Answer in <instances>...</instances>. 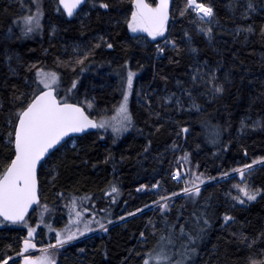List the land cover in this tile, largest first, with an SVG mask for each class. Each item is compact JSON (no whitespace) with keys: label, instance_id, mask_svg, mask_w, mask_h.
Masks as SVG:
<instances>
[{"label":"trees","instance_id":"16d2710c","mask_svg":"<svg viewBox=\"0 0 264 264\" xmlns=\"http://www.w3.org/2000/svg\"><path fill=\"white\" fill-rule=\"evenodd\" d=\"M32 1L25 0V3L31 5ZM182 2L183 0H174V19L169 23L171 35L177 38L178 43L183 45V31L187 28L193 34L194 43L201 49L200 59L208 57L210 61H214L216 49H219L227 65L235 59L232 52L239 50L240 60L245 61L242 67L252 68V72L242 81L239 79V76L243 75L241 68L232 69L237 78L219 101L199 98L206 104L203 112L214 124L219 123L222 127L215 143L205 135L206 129L200 123L201 110L184 108L177 111L171 106V102L158 106L157 97L168 91L179 92L181 86L176 83L177 80L186 83L189 81L188 74L191 69L188 65L193 55L187 48L177 52L161 44L164 52L157 57L156 44L141 43L140 39L136 38L137 35L127 28L123 14L116 11L127 9L130 0H112L111 12L93 10L87 3L83 11H88L89 16L85 17L81 12L71 21L64 13L54 11L55 0H43L44 27L40 34L33 36H21L22 22L18 23L15 19L17 15L23 13L18 0H0V98L4 100V107L0 109V137H3L7 130L4 117L9 109L11 86L16 84L20 90L27 91L29 85L25 81V76L33 78L35 72L34 68L29 70L21 65L18 68V75H10L8 62L3 54L5 49L19 53L25 65L29 61H39L45 67L59 71L61 81L65 85L78 74L80 77L77 82L78 92L71 95L72 101L77 102V99L82 101L85 94L89 98L94 95L95 107H107L109 116L112 115V105L121 97L118 74L120 70L117 65H121L125 58H131V66L138 69L130 103V109L135 117V125L131 131L113 141L111 138L100 137L98 132L87 134L76 139L75 148L63 146L52 154L47 165L40 170L41 202H47L54 207L66 198L85 197V194H88L98 209L106 211L103 212V217L111 221L108 231L104 234L93 235L65 249L59 255L58 264H142L146 249L153 247L159 232L164 231L160 219L163 214L159 209L148 210L153 206L149 202L184 186L175 182L171 175L173 169L178 168L179 148L190 154L200 172L216 177L209 180L212 183L201 192V198H210L215 212L212 217L213 224L206 230V235L199 244V253L194 258V264H248L249 255L258 257L260 249L264 248V241L260 240L251 248L242 244L227 228L221 227L220 216L224 210L232 211L237 223L231 224V228L236 230L243 227L250 235H255L264 229V196H258L255 201L246 204H241L240 201L233 204L225 193L230 189L235 191V182L240 178L237 175L230 176L234 173H229L230 177H224L226 179L217 175L228 168H235L237 164L248 163L254 156L264 155V128L239 131L241 117L247 116L248 123L251 124L253 119L264 116V99L256 100L249 107L250 94H256L261 86L260 79L264 78V64L260 62L261 52H264V42L260 37V25L264 23V14L254 13L247 21L242 20L238 14L229 18L227 0H212L218 15L226 25L251 22L256 29L250 34L246 44L241 43L243 34L236 36L234 42L233 36L228 32H218L215 37L216 49H213L207 46V38L203 34L196 33L195 26L189 20L191 11L183 16L176 14L175 8ZM236 11L239 12V7ZM51 24L57 25L54 34L50 30ZM99 33L108 35L114 47L108 49L101 45L95 48L94 56L86 58L82 72L80 64L73 69L67 63L56 62L57 57L63 61H68L69 57L75 58L76 45L91 46ZM140 36L146 34L142 33ZM153 39L156 43H161L159 38L148 37V40ZM89 60L92 63H88ZM236 62L239 63V60ZM12 63L15 65V59ZM252 76H256L257 79L252 81ZM145 94L153 101V110L161 113L160 117L149 114ZM85 109L90 115L99 114L94 109L93 111H89L87 107ZM176 122L189 124L188 134L178 135L179 128ZM156 123L161 125L159 129L154 127ZM148 140L152 143L145 150L144 146ZM6 147L7 145L0 141V163L7 158L6 152L3 151ZM244 148L248 149L247 153L243 151ZM257 165L248 179L254 186L264 187V165L260 162H257ZM157 179L161 181L159 188L137 187L139 184H154ZM113 182L117 184L119 192L115 203L112 204L113 200L110 197L113 193L108 191V186ZM179 194L181 193H176ZM142 205L146 207H141ZM181 205H186L183 209L185 215L192 206L190 202H185L182 196L176 198L170 209L169 219L176 217ZM135 208H139L140 211L133 212ZM125 212L130 215L125 216ZM34 217L35 213L30 219ZM149 218L156 222L157 233L152 232ZM122 219L125 220L119 223ZM239 221H243L244 224L240 225ZM20 227L21 225L5 222L0 224V259L8 255L12 260L9 264H22L16 254H21L20 245L26 233H22ZM140 231L146 233V240L139 238ZM213 245L216 246L215 249ZM176 246L179 247V244ZM105 250L107 255L104 254Z\"/></svg>","mask_w":264,"mask_h":264},{"label":"snow or ice","instance_id":"6c2138e0","mask_svg":"<svg viewBox=\"0 0 264 264\" xmlns=\"http://www.w3.org/2000/svg\"><path fill=\"white\" fill-rule=\"evenodd\" d=\"M23 11L21 15L15 17L18 23H21V36H27L33 32L43 30L42 18L45 13L44 5L41 0H36L33 8L25 3V0H18ZM89 3L93 10L113 11L112 0H55L53 5L54 11L57 13H66L67 16L79 15L81 12L85 17L89 16L88 11H83V5ZM227 7L230 9V17L237 14L242 20L247 21L254 13L260 12L264 14V0H227ZM237 7L239 12L237 13ZM173 0H130L127 9H116L123 14V20L127 28L132 33L138 34L136 38L141 43H155L156 56L159 57L164 52V47L169 46L177 52L182 48L193 55L191 63L188 65L189 81L177 80L180 85L179 92L168 91L163 96L157 97L158 106L165 102H171V106L177 111L184 108L201 110L202 118L200 123L205 127V135L211 142L215 143L219 138L222 127L219 123L214 124L207 114L203 112L206 104L199 99L203 97L206 101H219L227 89L231 87L232 82L237 78L232 69L240 67L243 75L239 76L242 81L245 76L252 72L251 66L242 67L245 61L240 60L238 51H233L234 60L225 64L223 55L219 49H216L215 37L218 32H228L229 35L235 37L243 34L242 44H246L251 33L256 31L254 24L235 23L231 26L226 25L218 15L216 7L212 0H183L182 4L175 8L177 15L183 16L191 11L189 16L190 22L195 26L196 33L203 34L207 38V46L216 49V59L210 61L208 57L200 59L199 52L201 49L194 43L193 34L187 28L183 31V45L177 42V38L171 35L169 29V21L174 19L173 16ZM118 23L119 21H114ZM50 30L54 34L57 31V25L51 24ZM11 32V29H9ZM146 34L141 37L140 34ZM234 34V35H233ZM148 37L159 38L161 43L156 40H148ZM260 37L264 42V23L260 25ZM103 45L108 49H112L114 44L108 35L99 33L92 41L91 46L81 47L76 45L77 55L75 58L69 57L68 61H63L59 57L56 58L57 63H67L70 68L75 69L77 64L81 65L80 71H83L86 58L94 56V49ZM46 51V50H45ZM254 51V49H248ZM82 53V54H81ZM4 58L8 62V72L10 75H18V68L24 65L29 70L35 69L33 78L25 76V81L29 85L27 91L20 90L16 84L11 86V100L9 101V109L5 114V122L7 130L0 141L7 145V158L0 163V224L5 220L28 224L27 235L23 238L20 245L21 253H27L29 249H39L38 255H23L22 264H57V257L60 250L74 241L77 237L84 233H90L93 228H99L104 232L108 231L110 220L105 217H98L95 211L91 216H85L83 207V199L85 197L72 196L68 202V222L62 227L54 229V239L49 243H37L35 232L28 220L26 214L29 209L36 205L34 213L38 219L37 225L45 220V213L55 211L47 202H41L40 184L38 179V169H43L48 163V157L51 155L50 150L55 151L56 148L62 146V141L69 133L84 132L86 129H100V135H103L107 129H111L116 137H119L124 131L135 125V117L130 109L129 97L132 94L133 80L138 69L131 66V58H125L121 65H117L120 70L119 74V91L120 99L112 105V115H108L109 109L98 108L94 106L95 96L91 98L85 94L81 101L73 102L70 98L72 94L78 92L77 82L79 75L63 84L61 81V73L53 68H47L39 61H29L26 65L21 59L19 53L5 49ZM264 64V52H261ZM15 59V65L12 63ZM239 60V63L236 61ZM111 63V61H108ZM92 63V61H88ZM37 65H40L37 67ZM167 77H165L166 79ZM256 76H252L251 80L255 81ZM260 87L255 95L250 94V104L258 99H264V78L260 79ZM61 91L64 95H61ZM239 95V92H237ZM145 102L148 106V112L151 116L160 117L161 113L154 111L152 108L153 101L147 98L145 94ZM4 107V100L0 98V109ZM94 109L99 114L89 115L85 108ZM169 119L171 117H168ZM179 128V134H188L190 125L187 123L176 122ZM159 129L161 125H154ZM264 128V116H258L248 123V117L243 116L240 119V132L247 129ZM69 139H71L69 137ZM75 144V141H72ZM152 143L148 140L144 146L147 150ZM226 146V145H225ZM175 147V142L173 143ZM243 151L247 153L248 149ZM111 155V153H109ZM108 157H105L107 159ZM185 162L188 160V153L185 152L181 157ZM260 162L264 165V155L254 156L248 163L237 164L235 168H228L226 171L218 172L221 178L228 177L229 173H237L242 179L235 182V191L230 189L226 196L234 204L235 201L248 203L254 201L258 196H264V187L254 186L249 182L248 177L251 176L254 166ZM172 176L183 180L184 186L176 189L175 192H167L164 196H158L157 200L150 201L153 205H159L161 216V228L164 231L159 232V237L153 247L146 249V254L142 258V264H194V258L199 253V244L206 235V230L213 224V215L215 209L209 197L201 198V186L205 180H214L216 177L208 176L204 172L195 170L191 165L184 169L181 174L179 168H174ZM161 186L160 179L154 184H139L138 188H159ZM108 191L113 195L112 200L117 199L119 188L115 182L108 186ZM184 194V201L191 203V208L184 214L183 209L186 205H181L174 219H169L170 209L176 193ZM63 195V193H61ZM79 201V203H78ZM95 201L93 200V203ZM141 207H146L142 205ZM139 208L133 209V212H139ZM125 216L130 213L125 212ZM183 216V220H181ZM222 217L221 227L227 228L232 236H235L242 244H246L251 248L256 241H264V229H261L255 235H250L239 227L236 230L231 228V224L237 223V218L232 211L224 210L220 213ZM121 219V218H117ZM243 225V221L238 222ZM149 224L153 233H157L156 222L149 218ZM178 225V226H177ZM49 224V228H51ZM139 238L146 240V233L140 231ZM179 244V247L176 245ZM10 246V245H9ZM215 245L213 248L215 249ZM105 255L107 252L105 250ZM19 258V254H16ZM11 259L5 255L0 259V264H7ZM248 264H264V248L260 249V255H249Z\"/></svg>","mask_w":264,"mask_h":264},{"label":"rangeland","instance_id":"374dc122","mask_svg":"<svg viewBox=\"0 0 264 264\" xmlns=\"http://www.w3.org/2000/svg\"><path fill=\"white\" fill-rule=\"evenodd\" d=\"M41 2L43 3V0H41ZM35 4H36V0H33V1H32V4L30 5V6L33 8V10H34ZM26 10H27V9H24L23 11H26ZM42 20H43V18H42ZM38 34H40V31L33 32V33L29 34V35L33 36V35H38ZM133 34H134V35H138V34H136V33H133ZM134 80H135V77H134ZM134 80H133V83H134ZM61 94L64 95V93H63L62 91H61ZM131 95H132V94H131ZM131 95H130V97H129V105H130V103H131ZM70 98H71V97H70ZM94 106H95V102H94ZM88 110H89V111H93V109H89V108H88ZM131 129H132V128L127 129V130L124 131L119 137H121V136L124 135V134H128V133L131 131ZM100 131H101V130L99 129L98 133H100ZM99 136H100V137L102 136L103 138H111L112 141H113L114 139H116V138L119 139V137H116V136H115V133H113V132L111 131L110 128L107 129V130L104 132L103 135H100V134H99ZM72 141H73V140H71L70 142H68L65 146H67L68 148H71V149H72V148H75V147L77 146V140L74 139L75 144H73ZM177 151H178V153H179L178 158L181 157V156L185 153V152L182 151L180 148L177 149ZM177 162H178V168L181 170V174H182V175H183V171H184L185 167H187L188 165H191L195 170L199 171L198 167L193 163L192 158H191V156H190L189 153H188V160H187V162H185V161H183V160H181V159H178ZM257 166H258V165H257ZM255 167H256V166H254V168H255ZM234 175H237V176L239 177L238 172H237V173H234V174H232V175H230V176H234ZM230 176H228V177H230ZM172 177L175 178L174 180L179 179L180 181H178V182L184 184L182 179L177 178V177H174V176H172ZM228 177H226V178H228ZM226 178H223V179H226ZM239 178H240V180L242 179L241 177H239ZM211 183H212L211 181H209V180H205L204 183H203V185L201 186V192H202V190H203L207 185H209V184H211ZM180 196L184 197V194L181 193V194H179V195H176V197H175L174 199H173V198H169V199L174 201L176 198H178V197H180ZM70 199H71V197L66 198V199H65L61 204H59L58 206H54V207L51 206L52 208L55 209V211L46 212V213H45V220H44V222L41 223V224H39V225H37V223H36V221H37V219H38V217H37L36 214H35V217H34L33 219H32V218L29 219V223H30L33 227H35V229H36L35 236H36V241H37L38 244H39V243H45V244L49 243L51 239H54V229H55V228L62 227L65 223L68 222V212H69V209H68V202H69ZM254 201H255V200H254ZM250 202H252V201H250ZM78 203H79V201H78ZM113 203H115V200L112 201V204H113ZM241 204H243V203L241 202ZM83 207H84L85 209H90V211H85V213H84L85 216H91L92 212L95 211V212L97 213V216H98V217H103V212H106L105 210L102 211V210L98 209L97 204H96L95 202L93 203L92 199L89 198V197L83 199ZM155 209L158 210V209H159V205H153V206H151L148 210H155ZM124 220H125V219L120 220L119 223H122V221H124ZM49 224H51V226H52L51 228H49ZM20 228H21V232H22V233H26V234H25V236H26V235H27L28 224H22ZM108 228H109V227H108ZM104 233H105V232H104L103 230L94 227L92 232H90V233H84L82 236L77 237L74 241L69 242L68 245L64 246V247L60 250V252H59V254H58V257H57V264H58V258H59V255H60L65 249H67L70 245H72V244H74V243H76V242H78V241H81V240H83V239H86V238H88V237H91V236H93V235H102V234H104ZM39 252H40V250H39L38 248H37V249H29V250L27 251V253H21V254L19 255V258H17V259H20L21 262H22V261H23V255H24V254H27V255H38ZM11 261H12V260L10 259V260L7 262V264H9Z\"/></svg>","mask_w":264,"mask_h":264},{"label":"water","instance_id":"95a60500","mask_svg":"<svg viewBox=\"0 0 264 264\" xmlns=\"http://www.w3.org/2000/svg\"><path fill=\"white\" fill-rule=\"evenodd\" d=\"M173 3H174V0H173ZM86 4H87V3H85V4L83 5V8L86 6ZM64 15L66 16V18H67L69 21L73 20V19L77 16V15H73V16L69 17V16H67L66 13H64ZM171 20H172V19H171ZM171 20L169 21V23L171 22ZM85 110H86V109H85ZM86 111H87V110H86ZM89 115H90V114H89ZM98 131H99V129L90 128V129H86L84 132H79V133H69L68 136H66V137L64 138V141H66V143L62 141V146H61V147L56 148L55 151L50 150L51 155L54 154L55 152H57L58 150H60L63 146H65V145H66L68 142H70L71 140L78 139V138H82L83 136H85V135H87V134H90V133H97ZM69 137H70L71 139H69ZM51 155L48 157V159L51 157ZM40 170H41V169H38V179H39ZM183 174H184V172H183ZM39 184H40V181H39ZM40 196H41V189H40ZM35 208H36V205L34 204L33 207L29 209L28 214H26L27 217H28V219H29V217L34 213V209H35ZM5 223H7V224H13V225H22V224H20V223H13V222H10V221H7V220H5Z\"/></svg>","mask_w":264,"mask_h":264},{"label":"built area","instance_id":"2783aa9c","mask_svg":"<svg viewBox=\"0 0 264 264\" xmlns=\"http://www.w3.org/2000/svg\"><path fill=\"white\" fill-rule=\"evenodd\" d=\"M174 179H175V178H174ZM175 181H177V182H178V181H180V180H179V179H176Z\"/></svg>","mask_w":264,"mask_h":264}]
</instances>
